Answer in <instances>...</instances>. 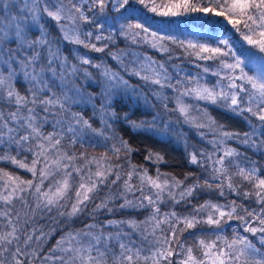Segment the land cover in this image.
I'll list each match as a JSON object with an SVG mask.
<instances>
[{
  "label": "snow or ice",
  "instance_id": "snow-or-ice-1",
  "mask_svg": "<svg viewBox=\"0 0 264 264\" xmlns=\"http://www.w3.org/2000/svg\"><path fill=\"white\" fill-rule=\"evenodd\" d=\"M134 3L148 6L146 0H134ZM134 3L133 0H0V145L34 153L30 166L18 161L10 151L0 155V160H9L36 177L35 181L21 180L0 169V264H35L37 261L38 264H264V168L246 157L241 159L236 149L224 148L223 155L213 160L212 178L219 181L216 187L221 196L225 194V182L230 191L240 194L233 183L234 176L251 186L252 191H244L243 197L254 196L261 206L259 211L243 208L251 221L239 215L240 206L236 201L224 205L208 201L188 215L174 210L161 213L159 204L166 198L180 203L201 185L182 188L177 199L173 189L180 187L183 181L175 177L171 183L167 178L161 179L159 174L153 178L146 170L137 171L135 165L122 174L118 171L121 166L111 163L107 152L99 157H88L84 152L77 155L62 147L65 139L69 147L74 148L77 143L83 147L86 140L99 136L104 140L119 139V145L113 144L111 149L116 159L120 158L121 151L126 154L133 151L127 141L106 136L105 130L112 127L111 120L118 118L111 110L112 97L121 92L136 94L137 89L120 71L81 55L78 48L73 50L78 63H72L62 53L60 42L105 52L107 45L98 47L91 42L93 36L96 41H112L119 25V34L132 44H148L161 53L170 52L165 42L177 44L175 37L150 32L141 22H124L134 18L137 12ZM166 7L160 15L192 12L222 16L248 45L264 53V0H210L208 4L198 0H174ZM110 9L119 15L110 17ZM149 11H158L155 0ZM47 19L55 22L61 34L59 39L49 31ZM83 24L93 26L95 33L85 32ZM219 44L224 45V49L192 41L185 47L184 41H179V46L186 51L195 49L200 59L226 58L220 59L217 70L212 72L219 77L212 88L199 85L197 81L195 88L181 90L179 72L173 83L164 62L130 48L108 55L130 76L138 77L146 85L158 86L150 91L165 111L178 112L186 123H193L197 128L216 122L207 113L208 124L195 122L184 96L194 95L196 99L220 105L237 115L248 113L246 119L251 131L243 133L241 143L264 150V139H258L264 137V55H237L225 38H221ZM200 53L211 55L203 57ZM80 65L98 69L102 77L105 102L99 109V118L103 128L94 127L83 111L74 110V107L91 105L96 115L94 95L77 83L81 75L85 81L93 80V74ZM209 71L204 68V72ZM21 83L25 85L23 91ZM168 88L178 93L175 109H168L169 96L163 91ZM140 95L148 101L147 96ZM252 117L260 123H253ZM162 119L157 115L150 123H131L134 128L155 131L161 127L157 121ZM172 123L171 120L163 122L165 132L171 129ZM46 125H50L52 131H45ZM240 135L220 131V139L213 141L214 147L224 145L229 139H240ZM153 156L156 161L163 159L151 152L146 159ZM208 159L212 160V155ZM191 162L197 163L195 154L191 155ZM231 168L235 172H230ZM134 175L138 177V184L132 183ZM205 185L213 187L208 181ZM136 192L140 193L138 197L128 198ZM116 199L123 200L119 205L121 209L151 207L152 212L141 222L134 219L98 221L97 213L104 209L111 213ZM52 213L54 215H49ZM85 214L95 222L81 229L69 228L41 255L44 244L56 229L50 227L46 231L39 224L40 220L47 218L60 223L62 219L72 221ZM232 219L241 220L243 232L250 235L234 232L231 239L224 236V225ZM201 224L216 230L214 239L199 238L194 246L186 243L187 238L180 239L185 231ZM136 235L139 241L134 239Z\"/></svg>",
  "mask_w": 264,
  "mask_h": 264
},
{
  "label": "trees",
  "instance_id": "trees-1",
  "mask_svg": "<svg viewBox=\"0 0 264 264\" xmlns=\"http://www.w3.org/2000/svg\"><path fill=\"white\" fill-rule=\"evenodd\" d=\"M172 2H174V0H155L158 11L151 12L149 11V8L152 7V0H146L147 7L141 4H136L133 0L137 12L135 13L134 18L124 21L125 23L141 22L149 28L150 32L157 31L161 35L175 37L178 42L177 44H172L170 41L165 42L171 50L168 53H161L150 47L148 44H132L123 35L119 34V25H117L112 41H96L95 36H93L91 42L96 43L98 47L105 44L107 45L105 52L98 53L83 48L82 46L72 45L64 41L60 42L62 53L68 56L72 63H78L75 52L73 51L78 48L81 55L91 58L96 63L103 62L110 66L114 71H120L121 75L129 81L130 85L137 89L136 94L121 92L112 97L111 110L117 114L118 118L111 120L110 123L112 124V127L105 130L106 136H115L127 141L133 149L130 154L121 151L120 158L116 159L111 149L113 144H116L117 146L119 145V139L104 140L103 137L99 136L92 137L91 141L86 140L83 147L77 143L74 148H70L67 139H65L62 142V147L70 152L76 153L77 155L84 152L88 157H99L107 152L111 157L110 162L121 166L118 171L122 174L131 170V165H135L137 171L146 170L147 174L153 178L159 174L161 179L167 178L171 183L172 178L175 177L176 180L183 181V184L180 187L173 189L177 199H179V193L182 188L197 183L201 185V187L195 189L192 196L180 200V203H174L172 200L166 198L164 203L159 204L161 213L174 210L181 215H188L194 211V208L199 207L208 201L220 205L236 201V204L240 206L237 209L239 215L245 216L251 221L252 218L247 217L243 208L256 209L259 211L261 207L255 202L254 196L248 199L243 197L244 191H252L251 186L247 182L242 181L238 176H234L233 183L238 186L240 194L237 195L236 192L230 191L226 187L225 182V187L223 189L225 194L221 196L220 189L216 187L219 181L212 178L214 175L213 160L223 155L224 148L236 149L241 153V159L246 157L247 160L256 162L260 168H264V150L258 151L241 143L243 133L251 131L250 125L246 119L249 114L244 113L243 115H237L220 105L208 104L205 100L196 99L194 95L184 96V102L191 106L190 114L195 118V122L208 124L205 113L216 122L214 125L197 128L193 123H186L183 117L179 116L178 112L165 111L163 106L157 102L156 98L152 96L151 92L148 90L149 88L158 86L146 85L144 81L140 80L138 77L130 76L126 71L120 68L118 63L113 60L110 55H108L110 52L115 53L119 50L130 48L137 52H142L145 55L152 57L154 60L164 62L169 73L173 76V83H175L176 73L179 72V78L182 83L178 87L181 90L195 88L197 86V81L199 82V85L207 86L209 88L215 86L219 77L213 75L212 72L217 70L220 59H226L224 57L200 59L195 54V49L185 50L188 41L206 44L211 47L219 46L224 49V45L219 44V40L225 38L228 40L229 45L233 47V50L237 55L247 57L254 55L255 51L257 56L264 55V53H259L258 50L248 45L247 42L243 40L240 33L233 29L222 16L217 17L211 14L204 15L192 12H184L178 16L160 15L159 13L166 11V6L170 5ZM198 2L208 4L210 0H198ZM88 15L91 16L92 13H88ZM108 15L110 17L118 16L119 13L110 9ZM47 27L53 37L57 39L60 38L61 34L54 21L47 19ZM240 27L243 28V25ZM82 28L85 32L92 30L95 33V29L91 25L83 24ZM103 34L107 35V32H104ZM179 41H184L185 47L179 46ZM210 55L211 53H200V56L203 57ZM80 66L82 68H87L93 74V80L85 81L81 75L77 80V83L80 84L86 92L94 95L93 103L95 105L96 115H93L94 109L91 105L74 107V110L83 111L85 118H90L94 127L98 129L103 128L104 126L101 124L99 118V109L105 102L101 85L102 77L99 75L98 69L93 68L90 65ZM205 67L209 68L210 71L207 73L204 72ZM24 87L25 85L21 83L20 90L23 91ZM163 91L169 96L168 109H175V97L178 93L173 92L170 88L164 89ZM140 93L147 96V102ZM157 115L163 118L162 121H157V124L161 125L158 130L149 131L142 128L137 129L132 126V121L137 123H150ZM251 119L253 123H260L255 117H252ZM168 120H171L173 123L171 129L165 132L162 124L164 121ZM219 126H222V128ZM45 131H52L51 126L46 125ZM220 131L239 133L241 134L240 139H229L225 141L224 145H217L214 147L213 141L220 139ZM258 139H264V137H258ZM8 151H10L11 155L15 156L18 161H22L29 166L31 165L32 159L34 158L33 152H28L26 150L17 151L15 146H13L12 149H8L5 146L0 145V155ZM150 152L153 154L158 153L163 159L161 161H156L155 156H153L152 159H146ZM213 153L215 155H213ZM192 154L197 156V163L195 164L191 162ZM209 155H212V160L208 159ZM38 167H40V165H38ZM216 167H219V165H216ZM0 169L13 176H18L21 180H36V177H33L32 173L27 171V169L20 168L9 160H0ZM230 172H235V169L231 168ZM124 178L126 179L127 177L124 176ZM205 181L211 183L213 187L208 188L205 185ZM0 183H2V181H0ZM119 183L122 182H118V184ZM132 183H139L137 176H133ZM47 184L48 181H45V185ZM116 187L117 186L114 185L113 189L115 190ZM148 191L149 189L145 187V192ZM139 195L140 193L136 192L134 195L129 194L128 198L134 199ZM122 202V199H116L113 201V211L109 213L106 209L102 210L100 213H97V220L105 222L111 219H134L141 222L152 212L151 207L121 209L119 208V205ZM96 203H99V200H97ZM144 203L147 204V201ZM89 207L91 208V205ZM49 215H54V213ZM93 222L95 221L86 214L81 215L72 221L62 219L60 223H55L47 218L40 220L39 224L43 226L46 231L50 227L56 229L55 233L51 235V238L44 244V250L41 255L46 254L55 244L56 240L59 239L64 232L68 231L69 228L81 229L85 224ZM181 227L183 226L181 225ZM243 227L244 225L241 220L232 219L228 224L224 225L225 230L223 235L229 239L232 238L234 232H239L243 235H250L249 233L243 232ZM164 229L165 232H167L166 225L164 226ZM215 231L214 228L209 227L206 224H201L195 229L185 231L183 235L180 236V239L185 240V238H187L186 243L194 246L196 240L199 238L209 240L214 239L215 236L213 233ZM189 233H195V235L190 236ZM134 239L139 241V236H134ZM149 239H152V237H149ZM253 239L255 238L253 237ZM35 264H38V261L35 262Z\"/></svg>",
  "mask_w": 264,
  "mask_h": 264
},
{
  "label": "rangeland",
  "instance_id": "rangeland-1",
  "mask_svg": "<svg viewBox=\"0 0 264 264\" xmlns=\"http://www.w3.org/2000/svg\"><path fill=\"white\" fill-rule=\"evenodd\" d=\"M257 50V49H256ZM254 55H257L256 51L254 52ZM223 82V81H222ZM224 84H226L227 82H223ZM151 88H149L148 90L150 91ZM218 90V89H217ZM151 92V91H150ZM208 104H212L210 102L207 101Z\"/></svg>",
  "mask_w": 264,
  "mask_h": 264
}]
</instances>
